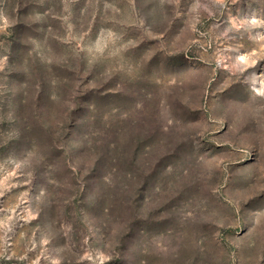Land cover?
Here are the masks:
<instances>
[{
	"label": "rangeland",
	"instance_id": "1",
	"mask_svg": "<svg viewBox=\"0 0 264 264\" xmlns=\"http://www.w3.org/2000/svg\"><path fill=\"white\" fill-rule=\"evenodd\" d=\"M0 264H264V0H0Z\"/></svg>",
	"mask_w": 264,
	"mask_h": 264
}]
</instances>
